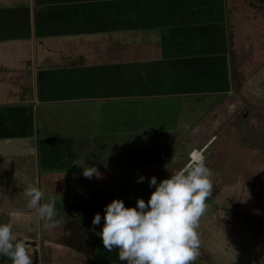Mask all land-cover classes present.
<instances>
[{
  "label": "rangeland",
  "instance_id": "1",
  "mask_svg": "<svg viewBox=\"0 0 264 264\" xmlns=\"http://www.w3.org/2000/svg\"><path fill=\"white\" fill-rule=\"evenodd\" d=\"M56 1L0 0L2 8L21 9V14L17 15L7 12L0 13V23L3 25L0 30L2 33L0 34V43L17 38L36 41L35 94L39 100H44L42 105L37 107L38 125L35 131L25 126L12 125H7L0 130V188L4 193L0 201V223H11L14 235L18 236L28 235L29 228H36V225L32 226L28 223V220L33 222L37 219L36 213L27 207V197L24 195V190L29 184L36 185L44 192V201L55 198V207L57 215H59L57 217L86 219V225L95 233L102 230L104 208L112 200L122 199L126 207H135L137 198H143L147 202L152 193L147 189H145L146 192H142L139 188L138 190L135 188V190H127L124 195L119 192L117 194L107 192L102 195L103 197L99 195L90 200V197L81 192L82 185L79 184L76 186V192L75 190L70 192L69 198L65 196V193L50 188L46 189L47 185L43 183L46 176L51 178L60 173L70 172V177H74L75 174L81 179L80 184L86 178L82 175V168L76 166L62 168L61 159L54 155V152L52 155L50 154L51 145L53 148L58 146L56 141L60 136H58L57 128H41V110H43V114L47 110L56 113L58 104H63L64 101L94 99L98 94H103L106 99H129V95L142 94L146 97H153L160 93L166 95L172 94L173 91L191 93L197 89L204 91L208 88V91H213L210 93H217L216 95L219 93L223 99L204 118L201 116L199 123L207 117V127L201 123L195 132H187L186 141L190 138L191 142L186 144L187 149L185 150L188 155L194 149L203 150L204 148H192V145L200 147L203 142H198V140L204 139L206 133L208 136L216 134L209 144L214 142L208 150H204L206 159L212 158L210 166L213 171L211 178L213 195L207 200L208 210L200 220L198 229L201 240L200 256L195 264H259L261 257H264V11L248 9L247 13L254 15L250 21L246 19V11H234L231 15V38L229 41L231 61L228 71L226 68L217 67L212 56L206 60L200 58L202 56L199 55L203 50L201 45L205 42L200 37L189 40V44L192 43V45L187 48L190 56L194 55L196 58L173 65L171 60L163 58L156 62L131 64L129 56H133L132 49L129 52L128 47L119 46L115 43L116 40L108 38L105 32L81 34V38L76 34L60 36L54 31V29H61L58 26L68 24L67 26L72 27L69 32L77 33L76 31H80L83 25L88 24L83 15L87 18L97 17L98 22L101 23L104 20L102 14L113 11V8L94 5L92 12L91 9H87L83 5L76 10V13H70L63 18L73 17L72 19L63 20L55 19L60 10V8L52 7ZM49 2H51V5L49 4L51 7L48 14L38 16V9L44 3ZM74 3L78 2L74 1L67 5L71 8L75 6ZM33 11V14H29ZM114 11L117 22L120 23L119 20L123 17L122 0L116 1ZM80 18L83 20L77 23L76 20ZM45 19L48 20V24L49 21L51 23L48 25L50 36L47 45L49 48L45 49L47 57L44 55L46 59L43 60L40 57V52L38 54V49L43 41L40 31ZM17 22L19 27L24 28V33L21 32L23 33L21 36L14 28ZM51 24L57 26L54 28ZM114 32L122 42L124 31L118 29ZM66 39L70 42H67ZM94 39L96 40L92 41ZM79 40H81L80 45L74 46V42ZM68 43L73 46L61 47ZM89 51L99 57L100 63H103L106 58L113 62H121L113 67L109 74L102 71L101 67L99 68V72L103 74L99 90L89 84V80L85 79V75H81L78 69L86 65L83 62L86 58L83 54ZM28 52L29 50H26V55ZM136 52L137 48H135V55ZM197 52L200 53L196 55ZM139 57H141L140 54ZM232 59L237 61L239 69L245 75V79L240 85H235L233 82ZM62 66H69V69L61 70ZM159 66H161L160 70H157ZM42 68H46L45 74H41ZM64 109H68V103L64 105ZM248 126L254 127L257 131L261 130L263 133L256 141L254 138L248 139L254 142V147L238 142V133H242L241 129ZM35 136H37L35 144L37 153L29 150L33 145L30 139ZM131 138L118 131L96 130L93 134L78 135L73 139L76 143L79 142L80 153L89 154L90 161L97 163L99 167L105 163L115 167L122 163L130 162L129 165H131L134 162L135 164L140 161L146 162L148 159L149 162L155 160L156 156H160L157 153L145 154L147 151H145L146 147H143L144 144L133 143L130 141ZM7 139L12 141L8 142ZM124 141H126L125 144ZM62 146L63 144L59 143V147ZM171 146L170 144L169 148ZM110 151L112 153H109ZM49 165L53 169H49ZM137 177V175L133 177V180H137L135 179ZM223 211L226 213V218L220 219ZM97 212L101 214V224L93 227L92 220ZM241 212L257 216L244 219ZM97 239L101 246V252L99 259L94 262L66 247L47 250L49 251L47 255L48 257L51 255L58 259L61 258V263L54 264H112L113 261H116V264H121L118 260V250L107 252L98 235ZM40 241L44 244L43 236ZM27 250L29 253L30 249L27 248ZM29 255L32 259L33 254L29 253ZM46 260L43 259L40 264H44ZM5 263L10 264L8 261ZM5 263L1 262L0 264Z\"/></svg>",
  "mask_w": 264,
  "mask_h": 264
},
{
  "label": "crops",
  "instance_id": "2",
  "mask_svg": "<svg viewBox=\"0 0 264 264\" xmlns=\"http://www.w3.org/2000/svg\"><path fill=\"white\" fill-rule=\"evenodd\" d=\"M74 1L78 3H74L75 6L71 8L68 7ZM74 1L57 0L56 3H53L52 7L60 8L59 15L55 16V19H63L70 13L74 14L83 5L87 9H91L92 12L94 5L112 7L113 11L104 12L102 16L106 21L103 20L101 23L98 22L97 17L87 18L83 15L88 24L83 25L80 31H76L77 33L69 32L72 27L67 26L68 24L58 26L61 29H54V31L60 36L76 34L80 35L81 38V34L105 32L108 38L116 40L115 43L119 46L128 47L129 52L132 49L133 56H129L131 64L156 62L163 58L171 60L173 65L196 58L194 55L190 56L187 48L192 45V43L189 44V40L200 37L205 41L201 45L203 50L199 55L202 56L200 58L206 60L212 56L217 67H223V69L226 68L229 71L231 61L229 50L231 38L230 17L233 14V11L230 10V0H122L123 17L119 20L120 23L117 22L116 12L114 11L117 0ZM50 3H44L38 9L37 15H47L51 7ZM0 8L1 14L5 12L12 15L21 14V9H5L1 5ZM31 13L33 14L34 11L29 14ZM45 20L40 31L43 41L38 49V54L40 52V57L43 60L46 59L44 58V55L46 56L45 49L49 48L47 45L50 36L48 25L51 23L49 21L48 24V20ZM81 20L83 19L80 18L76 21L79 23ZM18 25L17 22L14 28L18 30L21 36L24 33V28ZM2 26H0V30H2ZM52 26L55 28L57 25ZM118 29L124 31L122 42L121 39L115 36L114 31ZM31 30L34 31L32 28ZM69 40L67 42H70ZM80 41L74 42V46L80 45ZM35 44V40L23 38L1 41L0 43V130L7 127V125L25 126L34 131L37 129V107L42 105L44 100H39L35 94L37 80ZM70 45L72 44L68 43L61 47L67 48ZM135 48H137L136 55ZM26 50H29L27 55ZM199 53L197 52L196 55ZM139 54L141 57H139ZM83 56L86 57L83 61L86 65L78 69L81 75H85L84 78L89 80V84L94 85L97 89L101 86L100 79L103 75L99 72V68L101 67L102 71L109 74L113 67L121 63L113 62V60L107 58L103 63H100L98 61L99 57L90 53V51L83 54ZM200 61L202 62V60ZM160 67L157 70H160ZM68 69L69 66H65L61 70ZM45 71L46 68L40 70L41 74H45ZM210 92L213 91H208V88H206L204 91L197 89V91L191 93H187V91L185 93L173 91L172 94L168 95L160 93L153 97H146L142 94L138 96L129 95V99H106L103 94H98L95 95L97 98L94 99L64 101L63 104H58L56 113L47 110L43 114V110H41V128L47 127L49 129L53 127L57 128V132H59L58 136L60 137L56 141L58 146L53 148L51 145L50 154L52 155L54 152V155L61 159L62 168L74 167L72 165L73 161L80 156H84L86 159L90 158L89 154L80 153L79 142L76 143L73 138L78 135L93 134L96 130L125 133L132 137L130 141L133 143L144 144L143 147H146L145 151H147L145 154L157 153L160 155L156 156L153 161L148 162L149 159L146 162L140 161L137 163L139 165L135 163L129 165V162L115 167L109 165L105 167V164L99 167L97 163L91 162L89 159L87 163L98 167L103 174L102 179L96 177L86 178L80 184L81 179L79 177H70V172H65V174L60 173L51 178L46 176V180L43 182L44 185H47L46 189L50 188L65 193V196L69 198L70 192L73 190L76 192V186L79 184L82 185L81 192L90 197V200L107 192H115L116 194L119 192L124 195L127 190H135V188L137 190L139 188L142 192H146L145 189L153 192L154 188L149 187V180L152 176H155L159 182L169 178L171 173L180 170L189 162V155L185 150L187 149L186 144L191 141H189L190 138L186 141L187 132H195L197 126L201 123L207 127V117L199 123L201 116L204 118L223 99L219 93L216 95L217 93ZM66 103H68V109H64ZM205 135V140H198L203 144L200 147L192 145V148L208 150L214 141L211 144L209 143L216 134L208 136V133H206ZM239 135L240 132L238 133V139ZM36 137L30 139L33 142L29 149L31 152L37 151L35 148ZM6 141L12 140L7 139ZM126 141H124V144ZM59 143L63 146L59 147ZM170 144L172 145L171 148H169ZM210 160L212 158L208 157L205 161L211 169ZM49 169H53L51 165H49ZM49 174L53 175L52 173ZM136 175L138 177L135 179L138 180L140 176H143L144 181L137 183V180H133ZM115 186L117 188H114ZM3 195V189L0 188V201ZM56 219L58 220V226L50 231L43 228V222L39 221L38 218L33 222L28 220V223L32 226L36 225V228H29L28 235H15L18 239L20 238V240L27 243L30 254L38 253L39 264L41 261L43 262V259H47L44 264L61 263V258L58 259L51 255L48 257L47 253L49 251L47 250L63 249L65 247L68 250L80 253L85 259L92 262L99 259L101 246L97 234L86 225V219L81 220L76 217L67 219L56 217ZM88 220L91 221L89 218ZM42 236L44 244L40 241ZM34 260L35 257L33 256V264H38L34 263ZM5 261H7L6 258H0V263H5Z\"/></svg>",
  "mask_w": 264,
  "mask_h": 264
},
{
  "label": "clouds",
  "instance_id": "3",
  "mask_svg": "<svg viewBox=\"0 0 264 264\" xmlns=\"http://www.w3.org/2000/svg\"><path fill=\"white\" fill-rule=\"evenodd\" d=\"M89 159L80 156L72 165L82 168L87 179H102L99 169L87 163ZM205 160L203 153L193 151L189 162L169 178L158 182L152 176L149 187L154 191L147 202L137 198L135 207H126L122 199H114L107 204L102 230L96 233L104 249L109 253L118 250L121 264H195L200 256V220L213 195V171ZM144 179L140 176L137 183ZM24 195L27 207L43 222L44 229L50 231L58 226L55 198L44 201V192L34 184L25 188ZM223 218L225 211L220 219ZM101 219V214L95 213L93 227L100 225ZM12 229L11 223H0V258L10 264H33L27 243L18 240ZM259 264H264V257Z\"/></svg>",
  "mask_w": 264,
  "mask_h": 264
},
{
  "label": "trees",
  "instance_id": "4",
  "mask_svg": "<svg viewBox=\"0 0 264 264\" xmlns=\"http://www.w3.org/2000/svg\"><path fill=\"white\" fill-rule=\"evenodd\" d=\"M230 10L231 11H246V19L248 21L253 19V14L247 13L248 9H253L255 11H259L262 12L264 11V0H230ZM233 61L231 62V66H232V72H233V82L235 83V85H240L243 83L244 79H245V75L244 72H242L239 69V65L237 63V61H235L234 59H232ZM240 135H239V139L238 142L243 144V145H247L250 147H254V142L252 140H248L250 138H254V141H256L257 139H259L261 137V134H263L261 132V130L257 131L254 127L252 126H248L246 128L241 129ZM206 162V161H205ZM135 163V162H134ZM243 214V216L246 215V217H251L253 214H246L245 212H241ZM229 230V229H228Z\"/></svg>",
  "mask_w": 264,
  "mask_h": 264
},
{
  "label": "water",
  "instance_id": "5",
  "mask_svg": "<svg viewBox=\"0 0 264 264\" xmlns=\"http://www.w3.org/2000/svg\"><path fill=\"white\" fill-rule=\"evenodd\" d=\"M38 261H39L38 253L35 252V260H34V263H38Z\"/></svg>",
  "mask_w": 264,
  "mask_h": 264
},
{
  "label": "built area",
  "instance_id": "6",
  "mask_svg": "<svg viewBox=\"0 0 264 264\" xmlns=\"http://www.w3.org/2000/svg\"><path fill=\"white\" fill-rule=\"evenodd\" d=\"M204 150H205V149H203V150L194 149L193 151H199V152H201V153L204 154ZM193 151H191V152L189 153V158H190V154H191ZM204 156H205V154H204Z\"/></svg>",
  "mask_w": 264,
  "mask_h": 264
},
{
  "label": "flooded vegetation",
  "instance_id": "7",
  "mask_svg": "<svg viewBox=\"0 0 264 264\" xmlns=\"http://www.w3.org/2000/svg\"><path fill=\"white\" fill-rule=\"evenodd\" d=\"M254 213H255V212H254ZM256 216H257V215H254V214H253L251 217L249 216L248 218H256ZM243 218L246 219V215L243 216ZM33 256L35 257V254H33Z\"/></svg>",
  "mask_w": 264,
  "mask_h": 264
}]
</instances>
